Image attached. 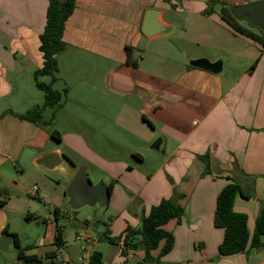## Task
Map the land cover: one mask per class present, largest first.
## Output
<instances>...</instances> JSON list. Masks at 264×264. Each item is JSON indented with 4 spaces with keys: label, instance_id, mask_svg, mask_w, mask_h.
Returning a JSON list of instances; mask_svg holds the SVG:
<instances>
[{
    "label": "crops",
    "instance_id": "obj_1",
    "mask_svg": "<svg viewBox=\"0 0 264 264\" xmlns=\"http://www.w3.org/2000/svg\"><path fill=\"white\" fill-rule=\"evenodd\" d=\"M181 1L182 5L188 7L184 16H180V10L171 9V0H75L74 12L65 25L63 37L66 48L57 56L59 72L53 87L60 81V91L67 85L68 69L71 68L74 73L79 71L62 62L68 57H74L79 67L88 66L89 59L95 61L92 64L98 65L94 74L100 75L101 79L91 76L89 80H100L103 84L86 85L92 92L106 94L113 88L116 90L118 83L113 81L124 75V87H121L123 90L120 93L127 101L125 129L135 136L137 131L127 128L135 122L131 116L134 113L152 124V127L147 125L151 131L150 137L151 133L158 131L161 139V164L146 174L135 171L123 161L103 158L94 147L98 143H92L93 137L84 138L75 118L69 119L75 121L71 122L69 133L63 134L58 130L60 124L63 123V126L67 122L62 114L67 102L79 103L81 108L86 105L83 100H68L70 90L74 89L71 86L68 91L65 89L67 92L63 98H66H62L61 107L53 117H49L51 123L47 125H43V122H48L46 119L39 123L21 120L19 115L23 113L13 111L15 106L7 105L14 91L12 82L16 78L31 81L33 72L42 67L39 36L46 23L48 0H0V103H6L0 104V199L5 198V205L0 210L5 227L7 216L4 210L17 197L12 196L11 192L31 196L28 195L29 190L36 183L42 186L49 176L34 161L45 154L57 152L73 165L72 171L60 170L63 175L72 177L81 167L94 184L99 180L106 184L118 180L113 185L107 205L115 200L118 210V215L110 225H106L104 234L109 238L123 237L127 227L137 228L140 214L147 215L152 206L162 199L171 198L174 190L180 195L177 203L184 210V215L179 223L170 220L163 227L173 236V247L159 258L160 248L164 244L161 242L159 248L151 252L152 258H159L158 261L149 264H264V246L243 254L220 257L218 246L223 239V230L213 225L216 198L229 183L227 177L237 178L244 191L253 196L250 199L237 196L233 204L235 213L246 215L249 235L253 233L258 202L264 201V47L234 34L220 19V5H214L213 14L206 16L203 12L210 0ZM225 1L231 5H245L264 0H246L242 3L238 0ZM150 8L160 12V22L168 31L146 38L141 33V23L144 12ZM202 37L207 39L203 47L213 53V59L204 53L195 55L197 52L187 51L188 45L200 47L198 40ZM127 48L131 49V60L136 67L125 64ZM139 51L144 52V56H137ZM197 59H206L211 63L221 61V72L211 74L189 66L190 60ZM256 59V67L250 72L248 67ZM241 62L247 67L237 72V77L231 79L223 76L226 64L234 69ZM37 100L30 98V106L23 111L24 114L37 105ZM132 100H135V104L131 103L134 107L130 105ZM54 131L58 132L60 142L51 137ZM53 142L58 146H50ZM59 145L68 149L69 153ZM205 151L213 164L211 173L202 177L203 165L196 156L203 155ZM132 156L138 164L143 162L140 153H132ZM72 157L78 158L89 168L76 165ZM168 165L173 169L166 168ZM28 172L33 182L30 188L22 186ZM95 172L98 174L95 177L97 182L91 177ZM11 176H16L18 183L9 179ZM58 179L68 184V180ZM123 189L131 198L126 196ZM40 190L45 193L43 187L39 188L40 197L37 199L46 202L48 197L43 196ZM120 198L122 201L117 205ZM136 198L139 199L138 203H135ZM56 200L60 198H51L47 203L53 211L58 210L62 219L68 212L60 209ZM16 201L25 200L19 198ZM130 205H133L131 209ZM27 217L29 219L31 215ZM68 219L75 232L77 230L76 234L83 232L95 240L92 252L97 251L102 255L103 264H138L143 260L142 251L134 252L130 257L124 256L122 242H108L103 233H97L98 223L90 221L89 217L81 222L74 216L68 215ZM44 224L45 233L40 247L45 251L36 256L39 261L33 264H51L57 252L54 246V216L44 220ZM88 225L94 228L95 236L86 233ZM7 232L16 235L9 229ZM63 242L59 251L68 264H89L78 262L82 244L75 238L68 242L65 230ZM262 242L264 244V238ZM103 243L108 246L105 247ZM24 248L27 249L25 256H35L28 253L31 246ZM18 261L16 259L15 264Z\"/></svg>",
    "mask_w": 264,
    "mask_h": 264
},
{
    "label": "rangeland",
    "instance_id": "obj_2",
    "mask_svg": "<svg viewBox=\"0 0 264 264\" xmlns=\"http://www.w3.org/2000/svg\"><path fill=\"white\" fill-rule=\"evenodd\" d=\"M171 1V3H173V6L171 7L172 10H180V16H184L185 13L187 14L186 11L188 7L182 5L181 0ZM223 1L224 3H228L225 0H221L219 2ZM245 1L246 0H238L239 3ZM172 13L174 14V16H176L175 12ZM239 22L240 24L244 25L248 30L253 31L255 35L260 36L264 39V33L261 29L250 26L246 20H239ZM189 37H191V35H189ZM198 41V43H201L200 47L188 45L186 48L187 51L197 52L195 53V55L204 53L209 55L210 59H213V53L205 49V46L203 47V44L205 45L207 39L205 37H202L199 38ZM144 54L145 53H142V51L136 53V55H139V57L144 56ZM68 58L66 60H62V62H65L66 66L68 67H75L77 70H79L77 73H74L71 68L68 69V77L65 81L67 85H65L64 87L67 91L70 89V86L74 88L70 90L68 100H83V102H86V105L85 107L81 108L79 103L70 104L69 102H67L64 108L65 112L62 113L64 115L63 118L65 119V121H67L65 124L66 126H62V123L60 124V126H58V130L62 131L63 134L69 133L68 129H71L72 127L71 122H75L73 120L69 121V119L75 118L76 120H78L79 123L78 130L81 131V134L84 136V138L92 139L93 137L94 140L92 143H98L95 144L94 147L97 149V151L103 158L107 157L109 159H112L113 161H123L127 164V166H131L135 171L143 172L146 174L153 172L161 164L159 159L160 153L151 149V145L157 140H159V134L157 131L156 133H151L152 136L150 137L151 131L149 127H147L148 124L144 122L146 124L145 125L142 122L141 115H135L134 113H132L131 116L134 118L133 121L135 122L133 125L130 124L131 126H128L127 128H130L135 132L137 131L135 136L131 135L130 133L128 134V130L125 129L126 125L124 124V113L126 111L125 105H127V101L124 99V96H122V94L120 93V90H123V88L121 87H124V75H121L120 79H115L113 81L115 83H118L116 90L113 88L112 90L106 92V94L92 92L91 89H89L87 86H90V84L101 86L103 84V81L100 80H89L91 79V76H94L96 79H101L100 75L96 76L94 74L98 70L97 68H95L98 65L92 64L95 61L89 59L90 64L88 66L79 67L77 66V62L74 57H71L69 59ZM106 63L108 64L109 62ZM228 66L229 65L226 64L222 74L225 78L231 79L237 77V72H242L245 67H247L246 64L244 65V62H241V65L239 67L236 66V68L234 69H230ZM250 67L248 68L250 69ZM86 68L87 71H85ZM41 81L48 82L46 78H42ZM12 87L14 88L13 94L6 103L7 105L15 106L13 111L24 114L23 111H25V109L30 106V98H33V101H36V99H38L37 105L42 104L44 101V95L40 90L35 87L33 77L31 81H28L26 79L20 81L18 80V78H16V80L12 82ZM54 88L60 91L62 88L61 82H57ZM71 91H73V93H71ZM65 98L66 97H64L63 99ZM134 101L135 100L130 101V105L131 103L135 104ZM6 103L2 102L0 104L6 105ZM131 106L134 107L133 105ZM53 112V109L47 108L43 112V119H46L48 121L49 117L52 116ZM157 127H160L159 124H157ZM53 143L50 144V146H58L56 143ZM59 146L64 150V152L69 153L68 149H66L65 147H61V145ZM135 152L140 153V155H142V163L138 164L134 160L132 153ZM208 155V152L205 151L203 155L196 156L198 162L203 165V170H205L206 165L205 162H203L199 156L207 158ZM72 159L76 165H84L88 167L86 164H84V162L80 161L78 158L72 157ZM211 164L213 163L209 161L210 168ZM169 167L170 165L166 166V168ZM212 167L215 168L214 165ZM170 169H173V166H171ZM97 176L98 174L96 172L95 174L91 175L94 181H96L95 177ZM47 178V181H44L42 186L40 183H36V186L41 189L43 187V189L45 190V193L43 192V190H40V193H42L43 196L47 195L48 199L46 200V202L38 200L37 197L35 198L32 196L18 195L14 192H11L12 196L17 197L13 199V203L11 204V206H8L4 210L7 216L8 229L9 231L16 233L20 247H32V249L28 251L29 254L39 257L42 252L45 251L44 248L40 247V241L41 239H43L45 233L44 220H46L47 218H53V208L49 203H47V201H49L51 198H60V200H56L58 207L60 209L66 210L69 216H74L78 221L81 222L88 217L90 221H96L98 223L97 233L99 232L100 234H104V232L106 231V223L108 221H113L116 215H118V210L115 207V200L111 202V205L109 204V206H106L105 208H102L99 205H96L94 207L84 206L78 210L72 211L68 205V200L62 196L67 184L66 181L59 180L57 177L51 175H49ZM9 179L14 181L15 183H18L19 181L16 176H11ZM24 181L25 183H22L23 187L30 188L33 184L29 172L26 174ZM113 181L118 183L117 179ZM124 193L126 194V196H129L128 192L125 191ZM28 195L30 194L28 193ZM18 197L22 198L25 201H16L19 199ZM129 197L131 198V196ZM121 201V198L117 199L116 204L119 205ZM138 201L139 199L136 198L135 203H138ZM132 206L133 205H130L129 208L131 209ZM27 215H31V218L28 219ZM68 215H64V217L60 220V225L64 227L66 240L68 242H72L75 238L77 230L75 232V228L71 225V221L68 219ZM139 217H141V214ZM139 226L140 220L137 228H139ZM87 228L88 229L86 233L89 232V234L94 235V228L92 227V225H88ZM103 245L105 247L108 246L106 243H103ZM16 252L17 250L13 245H10L5 252L0 251V264H15L17 259ZM140 252L141 250L136 251V253ZM38 264L46 263L40 262Z\"/></svg>",
    "mask_w": 264,
    "mask_h": 264
},
{
    "label": "trees",
    "instance_id": "obj_3",
    "mask_svg": "<svg viewBox=\"0 0 264 264\" xmlns=\"http://www.w3.org/2000/svg\"><path fill=\"white\" fill-rule=\"evenodd\" d=\"M214 5L221 6L220 19L234 34L248 38L252 42L264 47L263 38L255 35L252 31L240 25L238 20H235L231 16L230 8L234 5H228L227 3L219 2L217 0H210L203 14L206 16L212 15L214 12ZM74 9L75 0H48L46 23L43 32L39 36V51L42 54L43 63L42 67L36 69L32 76L35 87L44 95V101L40 105H35L25 114L20 115L19 119L21 120H26L31 123H39L43 119V112L47 108L54 110L52 114L53 117L55 112L61 107L62 98L67 91L65 89L63 91H58L53 87V84L57 80L56 77L59 72L57 56L66 48V43L64 42L63 37L65 25L72 16ZM126 51L127 57L125 64L130 67H136V63L131 60V49L127 48ZM257 62L258 59H256L251 65L249 69L250 72L254 70ZM42 78H48L49 81L43 82L41 81ZM142 120L152 127V124L144 117H142ZM50 123L51 120L43 122V125ZM51 137L54 141L60 142L58 132L54 131L51 134ZM199 157L206 165L205 170L201 173V176L204 177L211 173L209 167V155L208 157L206 156L207 158ZM240 173L243 174V172ZM244 177H246L247 180L249 179L248 176ZM227 179L229 180V183L226 184L217 195L213 216L214 227L223 230V239L218 246V254L220 257H230L237 254H243L252 249L259 250L264 246L262 242V239L264 238V201L258 202L259 210L255 218L253 233L252 235H249L247 231L246 215L235 213L233 211V204L237 196L244 199H250L253 196L244 191L245 189L243 188L242 183L237 178L227 177ZM114 183L116 182L113 180L107 183L110 193ZM179 197L180 195L174 190L171 198L162 199L157 205L152 206L147 215L144 213L141 214V217L139 218V228L133 229L127 227L123 237L109 238L107 234H104V238L112 244H119L122 242L124 248H131L135 252L141 250L144 253V257L138 264H149L158 261L160 257L171 251L174 243L173 236L163 229L164 225L170 220H176L179 223L184 215V210L177 203ZM3 205H5V198L0 199V207ZM53 216L56 222L54 246L57 250H61L64 245V227L59 224L62 216L57 209L53 211ZM4 231H8L7 225L4 228ZM12 235L15 238L17 259L28 264L38 262L39 260L36 256H25L24 253L27 249L20 247L17 235ZM161 242H164V244L160 248L159 258L155 260L152 258L151 252L156 251ZM89 264H103L102 255L97 251H93L89 259Z\"/></svg>",
    "mask_w": 264,
    "mask_h": 264
},
{
    "label": "water",
    "instance_id": "obj_4",
    "mask_svg": "<svg viewBox=\"0 0 264 264\" xmlns=\"http://www.w3.org/2000/svg\"><path fill=\"white\" fill-rule=\"evenodd\" d=\"M230 14L235 20L245 19L250 26L257 27L264 32V1L245 5H234L230 8ZM160 16V12L155 9L150 8L144 12L141 23V33L143 36L152 38L160 34H165L168 31L160 22ZM189 66L211 74H219L222 69L221 61L211 63L206 59L190 60ZM160 145L161 139L153 143L151 149L162 154ZM34 163L48 173V175L68 180L64 193L72 211L84 206L94 207L99 205L105 208L108 205L110 192L106 182L103 180H99L95 184L92 183L85 169L81 167L76 169L72 177L69 174H61L60 170L72 171L73 168L72 163L65 156L57 152H51L38 157ZM4 227V220L0 210V251L2 252H5L10 245L16 246L14 236L5 232ZM18 264L28 263L18 261Z\"/></svg>",
    "mask_w": 264,
    "mask_h": 264
},
{
    "label": "built area",
    "instance_id": "obj_5",
    "mask_svg": "<svg viewBox=\"0 0 264 264\" xmlns=\"http://www.w3.org/2000/svg\"><path fill=\"white\" fill-rule=\"evenodd\" d=\"M29 194L32 197H40L39 195V188L38 186H33L30 190H29ZM110 221H108L106 223V225H110ZM85 227V226H84ZM75 240L79 243L82 244L80 251V257L78 259V262H87L89 263V259L90 256L92 254V245L94 243V239L91 236H88L87 234L83 233V232H79L78 234H76L75 236ZM122 253L124 256L130 257L134 254L135 251H133L131 248H124L122 246ZM69 262L64 259V257L62 256L61 252L59 250H57V252L55 253L54 257L51 260V264H68Z\"/></svg>",
    "mask_w": 264,
    "mask_h": 264
}]
</instances>
